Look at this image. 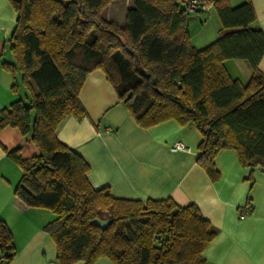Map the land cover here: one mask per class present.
<instances>
[{"label":"trees","instance_id":"16d2710c","mask_svg":"<svg viewBox=\"0 0 264 264\" xmlns=\"http://www.w3.org/2000/svg\"><path fill=\"white\" fill-rule=\"evenodd\" d=\"M114 0H9L16 13L9 36L12 61L29 96L0 110V129L17 127L39 153L7 156L22 169L14 194L27 206L51 210L44 225L55 243V264H207L203 251L217 229L193 204L172 198L115 197L95 187L86 160L57 136L69 115L87 113L78 94L86 76L100 69L118 100L143 128L166 120L193 125L201 134L197 164L212 182L215 157L236 152L243 167L264 169V31L250 0H204L225 30L203 47L191 43L189 0H131L124 22L103 14ZM227 59L246 61V82L233 78ZM16 83L12 89L16 90ZM95 218L108 219L106 226ZM16 254L13 235L0 218V264Z\"/></svg>","mask_w":264,"mask_h":264},{"label":"crops","instance_id":"0c3cea01","mask_svg":"<svg viewBox=\"0 0 264 264\" xmlns=\"http://www.w3.org/2000/svg\"><path fill=\"white\" fill-rule=\"evenodd\" d=\"M227 1L237 6L245 0ZM250 1L256 16L253 25L264 31V0ZM211 8L200 12L203 16L187 19L191 43L196 47L207 45L225 31L214 19L213 27H207L213 18ZM15 19L9 0H0V110L29 96L20 72L1 66L3 60H13L9 36ZM192 26L197 30L192 31ZM224 64L233 78L243 83L248 80L251 69L246 61L227 59ZM259 68L264 71V56ZM78 97L86 117L67 116L57 136L86 160L93 186H108L115 197H170L181 206L193 203L218 231L203 251L207 264H264V170L243 167L234 150L223 149L215 157L219 179L212 182L196 162L201 141L198 130L172 119L148 128L139 126L100 69L86 76ZM175 141L183 142L187 149H171ZM16 147L24 158L39 153L30 136L17 127L0 129V218L9 227L16 248L9 264H55V243L44 230L55 214L47 208L27 206L14 194L22 169L6 151ZM95 264L112 263L101 257Z\"/></svg>","mask_w":264,"mask_h":264},{"label":"rangeland","instance_id":"374dc122","mask_svg":"<svg viewBox=\"0 0 264 264\" xmlns=\"http://www.w3.org/2000/svg\"><path fill=\"white\" fill-rule=\"evenodd\" d=\"M131 3V0H114L112 3H110L108 5V7L103 10V14L110 19H114L117 22L123 23L124 22V17H125V11H126V7L129 6V4ZM211 11L210 14L213 17L212 19L209 20V23L207 25L208 28H212V21L214 19V23L215 25H217L218 23H220L216 9L211 6ZM203 16V14H201L200 12H194L191 14L187 15V19L191 16ZM197 24V23H196ZM196 26V25H195ZM195 26L191 27V30L196 31L197 28ZM196 37V35H195ZM213 41V40H212ZM207 44V43H206ZM248 65V64H247ZM250 68V67H249Z\"/></svg>","mask_w":264,"mask_h":264},{"label":"built area","instance_id":"2783aa9c","mask_svg":"<svg viewBox=\"0 0 264 264\" xmlns=\"http://www.w3.org/2000/svg\"><path fill=\"white\" fill-rule=\"evenodd\" d=\"M211 8L209 3H206L204 0H189L186 5V10L188 13L194 12H208ZM173 150H185L187 149L186 145L181 141H175L171 145Z\"/></svg>","mask_w":264,"mask_h":264},{"label":"water","instance_id":"95a60500","mask_svg":"<svg viewBox=\"0 0 264 264\" xmlns=\"http://www.w3.org/2000/svg\"><path fill=\"white\" fill-rule=\"evenodd\" d=\"M257 169H259V170H264V169H262V167H261L260 165L257 166ZM93 222H94L95 224H98V225L104 227V226H106V225L108 224L109 220H108V219H99V218H95V219L93 220Z\"/></svg>","mask_w":264,"mask_h":264}]
</instances>
